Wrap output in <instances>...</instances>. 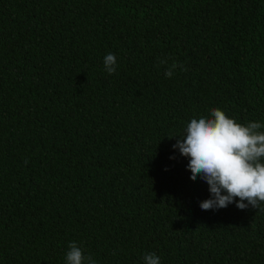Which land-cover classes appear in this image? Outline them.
Here are the masks:
<instances>
[{
    "label": "trees",
    "instance_id": "16d2710c",
    "mask_svg": "<svg viewBox=\"0 0 264 264\" xmlns=\"http://www.w3.org/2000/svg\"><path fill=\"white\" fill-rule=\"evenodd\" d=\"M217 107L264 124V0H0V264H264L173 148Z\"/></svg>",
    "mask_w": 264,
    "mask_h": 264
},
{
    "label": "clouds",
    "instance_id": "9594fccd",
    "mask_svg": "<svg viewBox=\"0 0 264 264\" xmlns=\"http://www.w3.org/2000/svg\"><path fill=\"white\" fill-rule=\"evenodd\" d=\"M168 59L158 60L159 65H167V78H172L177 69L188 70L177 61L169 65ZM103 62L109 75L117 72L115 54L109 52ZM180 137L173 148L189 158L190 178L199 176L209 186L210 198L200 203L202 210L226 208L235 202L240 210L251 206L264 211V124L239 123L217 107L210 109L208 117L192 118ZM68 249L65 264H97L75 241ZM143 264H161V258L154 252L146 253Z\"/></svg>",
    "mask_w": 264,
    "mask_h": 264
}]
</instances>
